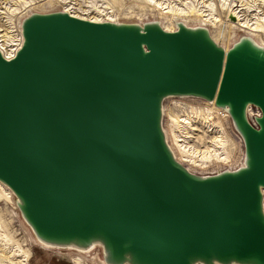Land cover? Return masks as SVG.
I'll list each match as a JSON object with an SVG mask.
<instances>
[{
  "label": "water",
  "instance_id": "95a60500",
  "mask_svg": "<svg viewBox=\"0 0 264 264\" xmlns=\"http://www.w3.org/2000/svg\"><path fill=\"white\" fill-rule=\"evenodd\" d=\"M21 33L12 58L0 51V181L39 240L99 243L106 264H264V46L59 9L31 12ZM168 97L226 110L243 164L179 162Z\"/></svg>",
  "mask_w": 264,
  "mask_h": 264
},
{
  "label": "bare ground",
  "instance_id": "6f19581e",
  "mask_svg": "<svg viewBox=\"0 0 264 264\" xmlns=\"http://www.w3.org/2000/svg\"><path fill=\"white\" fill-rule=\"evenodd\" d=\"M125 1L62 0V8H59V10L95 22L113 21L142 24L145 21L153 20L159 22L167 31L175 30L176 23L181 21L188 26L201 25L207 27L213 39L214 36L228 39L230 31L240 27L248 33H242L238 38L242 35L249 36L257 44L264 46V43H262L264 42V0H140L150 11H154L153 16L158 17L142 22L118 20L117 11L124 7ZM45 3L53 4L54 2L51 0H0V49L3 56L10 58L15 55L23 40L21 20L31 12L38 10L26 12L37 6H44ZM230 15H233L234 20L230 19ZM187 19H198L202 20L203 23L188 24L185 22ZM211 28H214L216 33L213 34ZM256 37H260L261 40ZM214 40L225 49L236 41L234 40L226 47L216 39ZM183 98L195 97H168L167 99L174 100L175 104H173L177 109L172 108L176 110H168L164 106L165 101H163V116L166 114L168 119L166 124H163L162 119V127L175 158L190 171L197 166L207 167L213 161L222 164V166L231 165L232 161L236 159L233 153L235 143L230 138L222 122L217 118L215 119V115L226 117L228 115L227 111L215 106L213 101L204 100L206 106L204 104L205 107H201L186 104L182 102ZM252 108L248 107L247 113L248 116L253 118L255 115H259L260 111L256 109L255 115L249 114L254 111L251 110ZM238 137L241 138L239 135ZM195 140H198L197 143H201L202 147L195 144ZM243 158L244 153L242 159L241 156L239 157L241 162L238 166L243 164ZM223 169H233V167H224ZM12 194L11 189L0 181V200L10 198ZM21 219L28 226L35 242L41 247L74 250L83 254L97 246L101 247L99 243L93 244L88 249L49 245L39 240L25 220L22 217ZM29 259V248L21 244L14 231L0 215V264H30ZM78 259L76 258L77 263ZM103 263L106 264L104 260Z\"/></svg>",
  "mask_w": 264,
  "mask_h": 264
},
{
  "label": "rangeland",
  "instance_id": "374dc122",
  "mask_svg": "<svg viewBox=\"0 0 264 264\" xmlns=\"http://www.w3.org/2000/svg\"><path fill=\"white\" fill-rule=\"evenodd\" d=\"M54 3L53 4H46L44 6H37L35 8H32L28 10L26 13H28L31 10H38V11H51L56 10L59 8H62L61 1L62 0H51ZM140 0H126L125 5L123 8L117 11V17L118 20L122 21H145L150 20L154 18H158L156 16H153L154 11H150L148 7ZM161 20V19H160ZM164 22L163 20H161ZM202 20H191L187 19L185 21L188 24H201L203 23ZM209 26V25H208ZM210 28V26H209ZM212 33H216L214 28H211ZM242 33H248L245 32L244 28H235L230 31V35L228 36V39H223L221 37H215L217 41L221 42L223 45L228 47L234 40L238 38V36ZM258 40H261L260 37H256ZM262 42V41H260ZM264 43V42H262ZM167 99V98H166ZM164 100V106L168 110L175 109V103L174 100ZM176 99V98H173ZM184 100L182 102L186 104H191L193 106H201L205 107L206 104L204 100L197 99V98H183ZM174 103V104H173ZM208 103V102H207ZM205 104V106H204ZM175 107V108H172ZM177 109V108H176ZM175 109V110H176ZM221 110V109H220ZM251 110H254L252 113L255 115L256 109L253 107ZM227 115V114H226ZM219 119L224 128L227 130L230 138L234 141V159L232 161L231 165L222 166V164L218 162H210L207 167H194L192 171L199 174H206L217 170H222L224 167H236L240 164L242 155H243V143L240 140L241 138L238 137V133L235 131L231 119L228 117H222L219 115H215V119ZM167 115L165 114L163 116V124L167 122ZM195 136V135H194ZM193 140V139H192ZM198 140H195V144L198 146H201V143H197ZM194 142V141H193ZM241 156V159L239 161V157ZM238 157V159H237ZM0 215L2 218L6 221L7 225L14 231L16 238L21 242V244L24 247H28L30 250V264H104L102 260V246L101 247H95L92 250L83 253H77L74 250H67V249H56V248H49V247H41V245L37 244L35 242V239L29 230L28 226L23 222L21 219L20 212L18 210V207L15 203V196L14 194L11 195L10 198L7 199H1L0 200ZM76 258L78 259V263L76 262Z\"/></svg>",
  "mask_w": 264,
  "mask_h": 264
},
{
  "label": "built area",
  "instance_id": "2783aa9c",
  "mask_svg": "<svg viewBox=\"0 0 264 264\" xmlns=\"http://www.w3.org/2000/svg\"><path fill=\"white\" fill-rule=\"evenodd\" d=\"M20 46H21V45H20ZM19 48H20V47H19ZM19 48H18V49H19ZM18 49H17V50H18ZM17 50H16V51H17ZM0 51H1V49H0ZM1 52H2V51H1ZM13 56H14V55H13ZM13 56H12V57H13ZM4 57H5V55H4ZM12 57H10V58H12ZM5 58H7V57H5ZM10 58H7V59H10ZM255 109H258V108L255 107ZM249 117H250V116H249ZM250 119L252 120V117H250ZM218 171H220V169L217 170V171H213V172H210V173H206V174H212V173H216V172H218ZM198 174H199V173H198ZM203 175H204V174H203Z\"/></svg>",
  "mask_w": 264,
  "mask_h": 264
}]
</instances>
